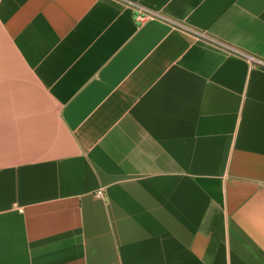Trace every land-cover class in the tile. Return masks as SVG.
I'll return each instance as SVG.
<instances>
[{
  "label": "crops",
  "instance_id": "0c3cea01",
  "mask_svg": "<svg viewBox=\"0 0 264 264\" xmlns=\"http://www.w3.org/2000/svg\"><path fill=\"white\" fill-rule=\"evenodd\" d=\"M0 264H264V0H0Z\"/></svg>",
  "mask_w": 264,
  "mask_h": 264
},
{
  "label": "built area",
  "instance_id": "2783aa9c",
  "mask_svg": "<svg viewBox=\"0 0 264 264\" xmlns=\"http://www.w3.org/2000/svg\"><path fill=\"white\" fill-rule=\"evenodd\" d=\"M135 12H136V15H135V21L138 22V23H143L147 20H153L155 18H157L156 15L150 13V12H147L141 8H134ZM103 195L102 191H99L97 192L96 196L98 198H101Z\"/></svg>",
  "mask_w": 264,
  "mask_h": 264
}]
</instances>
